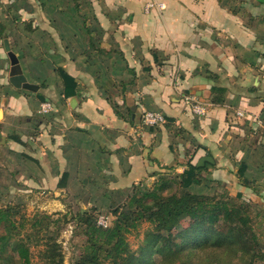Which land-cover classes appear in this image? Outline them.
<instances>
[{
  "label": "crops",
  "instance_id": "0c3cea01",
  "mask_svg": "<svg viewBox=\"0 0 264 264\" xmlns=\"http://www.w3.org/2000/svg\"><path fill=\"white\" fill-rule=\"evenodd\" d=\"M151 1L164 8L146 11ZM0 9L40 85L0 82L8 183L52 190L55 208L62 197L105 207L157 172L191 166L264 207V0H0ZM9 11L35 29L20 35ZM188 94L208 105L205 116L190 111ZM148 110L167 122L144 126Z\"/></svg>",
  "mask_w": 264,
  "mask_h": 264
},
{
  "label": "trees",
  "instance_id": "16d2710c",
  "mask_svg": "<svg viewBox=\"0 0 264 264\" xmlns=\"http://www.w3.org/2000/svg\"><path fill=\"white\" fill-rule=\"evenodd\" d=\"M23 22L27 31L35 29L33 21ZM60 75L66 85H75L65 69ZM224 98V90L214 88L212 101ZM202 170L157 172L152 185L134 184L125 202L111 209L114 220L107 227L99 225L97 207L78 210L71 218L82 227L85 242L77 264H264V232L254 224L252 204L242 193L192 190L202 184ZM68 215L0 205V264H35V256L37 264H62L63 247L53 230ZM144 223L149 226L136 253L128 237Z\"/></svg>",
  "mask_w": 264,
  "mask_h": 264
},
{
  "label": "rangeland",
  "instance_id": "374dc122",
  "mask_svg": "<svg viewBox=\"0 0 264 264\" xmlns=\"http://www.w3.org/2000/svg\"><path fill=\"white\" fill-rule=\"evenodd\" d=\"M4 4H6L7 0H2ZM5 8V7H4ZM8 8V7H6ZM1 11V9H0ZM4 11L2 10L0 12V26L1 23H3V20L1 19V16L3 15ZM9 16L10 24H13V27H16L18 31L20 32V35L24 33V31H27L24 28V22H29V21H34L32 18L24 19V18H19L18 15L12 13V11H9L7 13ZM24 17V16H23ZM4 24V23H3ZM22 26V27H20ZM7 23L4 24V37L0 38V66L3 65V73L1 74V67H0V82H4V80L8 83L9 82V71H10V59L7 55V52L4 48V38H8L11 44V41L13 42L11 44L12 49H16L19 47V43L17 42L18 39H15V37H19L18 35H14L13 38L11 37V34L7 32ZM14 32V31H13ZM11 84V83H10ZM1 99V98H0ZM5 101L2 103L0 100V106H4ZM3 112V111H2ZM4 115L2 114V117H0V120H3ZM1 130V128H0ZM14 132V131H13ZM12 132V134H14ZM1 134H0V146L3 144L1 143ZM1 150V147H0ZM3 153V152H2ZM1 160V165H0V205L7 204V203H12L15 205H19V209L22 211L28 213V214H33L36 211H47V212H56V211H61V212H68V221L67 222H62L61 224L57 225V227L54 228L53 234L57 236L58 242L62 244L63 247V252H64V261L62 264H77L80 254L82 252V246L85 242V237L84 234L82 233V227L77 224L75 220H72L73 214L78 212L80 209H93L94 207H97V210L100 213V216H105L108 218L109 222L112 223L114 220V216L111 213V209L117 207L121 203H124L126 198L122 201H120L117 204L114 205H106L105 207L103 206H95V205H89L86 200H83L80 198L79 200H68V198H61L62 205H57L59 206L58 208H55V205H53L54 202V194H51L50 189H40L37 188L35 185L30 184L29 187L26 184H18L16 181L15 183L11 182L8 183V178L10 179L11 177L8 175H11L10 169L7 166L6 161L4 158H0ZM204 184H199V185H194L192 187V190L198 191V192H204L208 193L211 195H214L216 193H228L230 196L235 197L236 191L232 188L231 184L228 183H222V182H217L216 180L205 179V176L202 175ZM208 181L209 183H206ZM8 183V184H7ZM147 187L152 184H146ZM34 186V187H32ZM112 193V192H110ZM243 194V193H242ZM244 198V195H243ZM65 199V200H64ZM251 201H249V200ZM257 199V198H256ZM108 198L105 199L107 201ZM248 203L252 204V200L247 197L244 198ZM252 210H253V215L255 216V221L254 224L256 228L264 232V207L262 205H253L252 204ZM99 216V217H100ZM98 217V219H99ZM109 223V225H110ZM188 222L184 221L182 223V226H187ZM148 223H144L137 231L131 233L128 237L129 242L131 244V247L136 253L138 252V249L140 245L143 243L144 239V233L146 228L148 227ZM34 263H38V258L37 256L34 257Z\"/></svg>",
  "mask_w": 264,
  "mask_h": 264
},
{
  "label": "built area",
  "instance_id": "2783aa9c",
  "mask_svg": "<svg viewBox=\"0 0 264 264\" xmlns=\"http://www.w3.org/2000/svg\"><path fill=\"white\" fill-rule=\"evenodd\" d=\"M154 7L164 8V4L161 2L151 1L146 3L145 10L150 11ZM186 105L189 107L190 111L198 116H205L208 112V105L201 101L195 94H188L185 96ZM53 103L50 101H45L41 104L40 112L42 114H48L53 110ZM239 116H245V112L239 110L237 112ZM167 122L165 114L159 111L148 110L145 111L142 116V124L147 127H157L164 125ZM259 123H262L261 121ZM99 225L107 227L109 225V220L105 216H100L98 219Z\"/></svg>",
  "mask_w": 264,
  "mask_h": 264
},
{
  "label": "water",
  "instance_id": "95a60500",
  "mask_svg": "<svg viewBox=\"0 0 264 264\" xmlns=\"http://www.w3.org/2000/svg\"><path fill=\"white\" fill-rule=\"evenodd\" d=\"M4 48L10 59L9 82L17 89H23L31 92H38L40 85L30 82L24 73L20 58L12 49L8 38H4ZM6 105V103H4ZM1 113V112H0Z\"/></svg>",
  "mask_w": 264,
  "mask_h": 264
}]
</instances>
